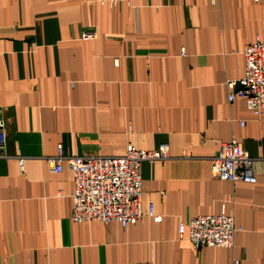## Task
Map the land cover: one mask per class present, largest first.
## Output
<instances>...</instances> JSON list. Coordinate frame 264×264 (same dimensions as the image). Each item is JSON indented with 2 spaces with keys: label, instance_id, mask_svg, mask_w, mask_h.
Masks as SVG:
<instances>
[{
  "label": "crops",
  "instance_id": "0c3cea01",
  "mask_svg": "<svg viewBox=\"0 0 264 264\" xmlns=\"http://www.w3.org/2000/svg\"><path fill=\"white\" fill-rule=\"evenodd\" d=\"M103 1L0 0V264H264V110L229 101L226 84L264 40V0ZM232 139L255 158V183L213 175ZM129 144L171 155L141 166L142 209L153 202L161 220L74 221L73 172L47 157ZM222 211L242 227L233 247L180 236Z\"/></svg>",
  "mask_w": 264,
  "mask_h": 264
},
{
  "label": "built area",
  "instance_id": "2783aa9c",
  "mask_svg": "<svg viewBox=\"0 0 264 264\" xmlns=\"http://www.w3.org/2000/svg\"><path fill=\"white\" fill-rule=\"evenodd\" d=\"M110 7H116L118 0H105ZM82 39L96 38L95 31H84ZM245 72L239 80H228V99L243 98L247 107L260 115L264 110V40L258 39L247 44L243 50ZM245 121H242V125ZM8 143L6 123L0 119V157L5 155ZM166 145L155 149H141L129 144L126 152L118 156L67 155L59 145L55 156L47 157L50 169L61 172L68 165L73 172L74 189L72 219L77 222L99 220L104 223L118 221L123 226L136 224L145 216L157 221L161 216L155 213L150 202L147 212L141 206L143 177L141 166L144 162L170 159ZM23 158L20 159L23 168ZM255 158L240 141L232 139L223 142L212 158L211 171L219 179L232 182L243 180L255 183ZM264 164V158L261 159ZM63 195V191H60ZM233 214L222 211L219 214H205L183 221L179 225L181 237H187L196 248L233 247L235 235L241 231ZM235 264L240 260L235 259Z\"/></svg>",
  "mask_w": 264,
  "mask_h": 264
}]
</instances>
